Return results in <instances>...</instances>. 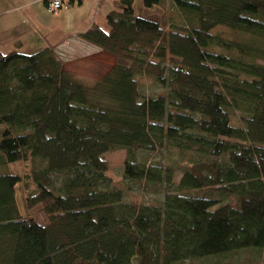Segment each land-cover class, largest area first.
<instances>
[{
    "label": "trees",
    "instance_id": "16d2710c",
    "mask_svg": "<svg viewBox=\"0 0 264 264\" xmlns=\"http://www.w3.org/2000/svg\"><path fill=\"white\" fill-rule=\"evenodd\" d=\"M121 4L82 36L116 58L95 82L65 72L50 49L0 53V264L264 251V49L211 34L264 41V0H143L160 22ZM143 78L161 92L145 95ZM118 150L123 181L171 187L180 173L175 192L160 205L131 192L124 202L103 158ZM35 207L43 223L27 216Z\"/></svg>",
    "mask_w": 264,
    "mask_h": 264
},
{
    "label": "crops",
    "instance_id": "0c3cea01",
    "mask_svg": "<svg viewBox=\"0 0 264 264\" xmlns=\"http://www.w3.org/2000/svg\"><path fill=\"white\" fill-rule=\"evenodd\" d=\"M142 1L133 0L135 15L160 22L161 10L146 9ZM122 9L121 0H82L50 13L39 0H0V53L14 50L29 55L50 49L69 74L75 73L69 66L99 68L100 76L94 78L97 81L114 63L108 65L107 53L82 36L93 26L106 28V16Z\"/></svg>",
    "mask_w": 264,
    "mask_h": 264
},
{
    "label": "rangeland",
    "instance_id": "374dc122",
    "mask_svg": "<svg viewBox=\"0 0 264 264\" xmlns=\"http://www.w3.org/2000/svg\"><path fill=\"white\" fill-rule=\"evenodd\" d=\"M163 14V12L161 11ZM162 19V17H161ZM213 35H221L226 37L230 40L241 42L244 44H248L250 46H255L261 49H264V41L257 39L255 37L247 36L240 32L230 31L224 27H217L211 31ZM105 57L110 60L109 64H113L116 62V58L107 54ZM103 59H96V62H101ZM260 63V61H258ZM71 67V68H69ZM68 68L71 69L73 75L76 79L82 81L83 83H92L100 76L99 68L90 69L88 67H73L69 66ZM76 74V75H75ZM141 82V89L143 93L147 96H153L159 92H161L160 88L157 85L151 83L146 78L140 79ZM104 160L108 163V171L107 176L112 181V187L122 191L124 193L123 201L128 202L129 197L127 193H133L134 195L138 196V198L146 204L149 205H160L164 195L166 193H174V187L177 184L181 174H176L174 177V185L171 187H167L165 185H158V184H145L140 182H126L122 179V165L125 160V152L123 150L113 151L104 155ZM148 158L155 161H161L163 155H159L156 153L155 155L149 154ZM10 170L17 174L22 175L24 173V169L20 164H13L10 166ZM180 193V192H177ZM187 195H196V192L184 191L182 194ZM17 197L19 201L23 204V184L20 183L17 186ZM27 216H31L37 222L43 223L44 222V215L40 209V207H35L32 212H27ZM180 264H264V251L257 254L254 251H240L237 253H231L228 255L220 256V257H209L203 258L197 261H187L185 263Z\"/></svg>",
    "mask_w": 264,
    "mask_h": 264
},
{
    "label": "built area",
    "instance_id": "2783aa9c",
    "mask_svg": "<svg viewBox=\"0 0 264 264\" xmlns=\"http://www.w3.org/2000/svg\"><path fill=\"white\" fill-rule=\"evenodd\" d=\"M44 3L48 12L53 13L63 8H69L79 4L81 0H39Z\"/></svg>",
    "mask_w": 264,
    "mask_h": 264
}]
</instances>
